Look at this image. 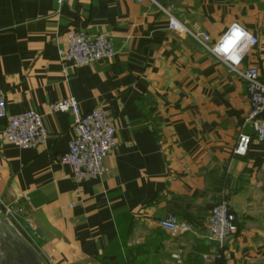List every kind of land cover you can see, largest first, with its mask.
<instances>
[{"label":"crops","instance_id":"0c3cea01","mask_svg":"<svg viewBox=\"0 0 264 264\" xmlns=\"http://www.w3.org/2000/svg\"><path fill=\"white\" fill-rule=\"evenodd\" d=\"M168 9L188 33L170 29ZM233 23L259 40L240 71L260 68L264 0H0V97L9 116L34 110L48 131L44 146L23 150L5 142L0 119V212L25 210L0 214V264L18 257L16 240L41 264H264V143L234 155L246 85L194 37L212 47ZM69 32L108 35L115 58L62 61ZM70 97L116 128L96 181L77 182L60 162L73 118L50 106ZM223 200L238 232L221 245L209 241V219ZM167 215L193 231H164Z\"/></svg>","mask_w":264,"mask_h":264},{"label":"built area","instance_id":"2783aa9c","mask_svg":"<svg viewBox=\"0 0 264 264\" xmlns=\"http://www.w3.org/2000/svg\"><path fill=\"white\" fill-rule=\"evenodd\" d=\"M62 5L67 0H55ZM162 9V8H161ZM163 10V9H162ZM169 15L170 29L180 34L188 31L171 15L169 9L164 10ZM210 53L220 61L237 72L246 85L249 98L250 111L244 119L238 135L234 155L245 156L253 141L264 143V64L251 67L241 72L240 67L248 52L259 44L257 37L242 46L238 63H230L213 52L209 46V37L205 34L194 36ZM66 47L59 50V55L64 62L81 67L94 63L111 61L116 56V51L108 35L91 36L83 32H69L65 36ZM53 113H70L73 118L74 138L70 143L68 153L60 158L63 165L69 166L77 182L96 181L106 173L105 160L117 148V132L113 121L102 108H96L88 113H83L75 98H67L50 106ZM0 119L6 120L3 138L6 143L23 150L44 146L48 139V131L42 115L34 110L21 115L9 116L7 102L0 97ZM250 131V133L248 132ZM0 214L20 218L25 214L22 207L3 205ZM28 227L35 234V227L29 220ZM161 229L170 234L184 236L193 231V226L185 221L178 220L173 215H167L158 222ZM209 241L223 245L229 238L238 232V222L226 200L221 201L211 209L209 219Z\"/></svg>","mask_w":264,"mask_h":264},{"label":"clouds","instance_id":"9594fccd","mask_svg":"<svg viewBox=\"0 0 264 264\" xmlns=\"http://www.w3.org/2000/svg\"><path fill=\"white\" fill-rule=\"evenodd\" d=\"M253 39L251 33L238 23H233L219 41L213 52L230 63H238L242 46Z\"/></svg>","mask_w":264,"mask_h":264},{"label":"water","instance_id":"95a60500","mask_svg":"<svg viewBox=\"0 0 264 264\" xmlns=\"http://www.w3.org/2000/svg\"><path fill=\"white\" fill-rule=\"evenodd\" d=\"M38 236L44 237L40 230H36ZM46 239V237H44ZM15 244L20 248L21 252L18 257L14 259L9 254H6L4 261L1 264H41L38 257L29 248H27L23 243L16 240Z\"/></svg>","mask_w":264,"mask_h":264}]
</instances>
